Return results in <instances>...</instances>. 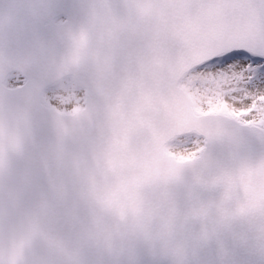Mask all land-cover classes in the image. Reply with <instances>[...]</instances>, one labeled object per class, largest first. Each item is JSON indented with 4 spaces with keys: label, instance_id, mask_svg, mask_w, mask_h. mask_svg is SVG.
Here are the masks:
<instances>
[{
    "label": "water",
    "instance_id": "obj_1",
    "mask_svg": "<svg viewBox=\"0 0 264 264\" xmlns=\"http://www.w3.org/2000/svg\"><path fill=\"white\" fill-rule=\"evenodd\" d=\"M139 2L166 13L162 19L131 27L132 34L149 33V39L125 36L100 41L91 29L93 10L107 5L120 13L122 0H0V127L19 143L0 173L7 174L14 197L26 207L57 202L58 212L48 220L53 228L64 227L58 216L73 194L70 187L88 193L80 214L84 228L102 223L105 231H111L115 222L139 233L149 228L148 214L164 209L171 193L187 185L197 190L201 201L221 204L225 189L219 181L232 171L234 152L241 159L264 156V144L254 130L228 121L223 127L232 133V140L207 139L200 158L178 162L167 154L172 140L192 132L184 118L187 95L180 87L186 69L161 53L174 0ZM61 17L65 21L58 24ZM105 23L114 26L117 21L109 16ZM82 33L87 41L80 47ZM16 71L27 83L7 89L5 82ZM67 76L87 89L86 109L73 115L57 112L41 99ZM102 111L110 118L100 124L96 118ZM172 145L169 152L180 159L172 153ZM213 171L219 177L209 183L206 178ZM152 192L161 199H150ZM4 207L0 186V209ZM262 225L264 219L258 215L232 222L218 237L186 249L184 264H264ZM151 228L159 231L155 223ZM55 246L56 238L50 237L38 255L46 257ZM127 255L136 264H174L171 257H156L139 248ZM82 264H107V260L95 247H87Z\"/></svg>",
    "mask_w": 264,
    "mask_h": 264
},
{
    "label": "snow or ice",
    "instance_id": "obj_2",
    "mask_svg": "<svg viewBox=\"0 0 264 264\" xmlns=\"http://www.w3.org/2000/svg\"><path fill=\"white\" fill-rule=\"evenodd\" d=\"M86 41L82 33L79 46ZM161 53L186 69L184 118L196 135L232 140L228 121L254 130L264 144V0H174ZM18 148L0 127V166ZM233 160L219 181L225 200L235 201L239 214L264 219V156L241 159L237 151ZM259 239L264 245V225Z\"/></svg>",
    "mask_w": 264,
    "mask_h": 264
},
{
    "label": "clouds",
    "instance_id": "obj_3",
    "mask_svg": "<svg viewBox=\"0 0 264 264\" xmlns=\"http://www.w3.org/2000/svg\"><path fill=\"white\" fill-rule=\"evenodd\" d=\"M165 10L145 8L139 0H122V12L116 13L107 5L95 8L91 16V29L96 38L103 41L106 37L119 39H149L150 34L139 37L130 32L133 25L162 19ZM111 16L117 21L114 26L105 23ZM109 113L102 111L97 122L105 123ZM219 173L210 172L207 181L218 180ZM173 184L177 181H172ZM0 186L3 188L5 207L0 209V264H82L84 249L95 247L107 264H136L127 255L130 249L150 251L156 257H171L174 264H184L183 253L190 246L218 237L222 228L237 220L253 217L239 214L237 204L224 201L211 205L201 201L197 190L187 185L182 191H173L165 201V208L150 212L149 228L142 232H132L126 225L113 222L111 231H105L103 224L84 228L80 223L81 207L88 198L85 189L73 192L58 216L64 226L53 228L48 220L58 212L57 202L45 200L31 207H26L22 199L14 197V189L9 184L6 173H0ZM150 199L159 201V193L152 192ZM155 223L158 232L151 225ZM56 238V246L47 250V256L38 255L44 241Z\"/></svg>",
    "mask_w": 264,
    "mask_h": 264
},
{
    "label": "bare ground",
    "instance_id": "obj_4",
    "mask_svg": "<svg viewBox=\"0 0 264 264\" xmlns=\"http://www.w3.org/2000/svg\"><path fill=\"white\" fill-rule=\"evenodd\" d=\"M15 81L16 80H13L12 82L16 83L17 81L16 82ZM12 82H9L8 84L10 86H13L14 84ZM58 87L59 86H56L55 88L52 89L51 95H52L53 92H57L59 90ZM55 100L57 102H59L60 98L57 97V98H55ZM57 102H54V104H56ZM67 110H71V109L69 108ZM186 138L190 139V141H189V143H190L189 145L190 146L188 147L190 149L189 151H187L186 149L181 148L179 146L178 142H176V144L172 145V153L175 154V155H178L181 160H185V159H189V157L193 158V157L197 156L198 152H199V149L202 146V142L200 140H195V136H190V137H186Z\"/></svg>",
    "mask_w": 264,
    "mask_h": 264
},
{
    "label": "rangeland",
    "instance_id": "obj_5",
    "mask_svg": "<svg viewBox=\"0 0 264 264\" xmlns=\"http://www.w3.org/2000/svg\"><path fill=\"white\" fill-rule=\"evenodd\" d=\"M189 87V81H188V84H187V88Z\"/></svg>",
    "mask_w": 264,
    "mask_h": 264
}]
</instances>
